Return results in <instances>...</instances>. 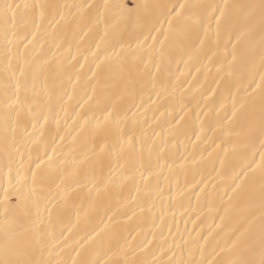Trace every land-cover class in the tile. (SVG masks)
<instances>
[{
    "label": "snow or ice",
    "instance_id": "obj_1",
    "mask_svg": "<svg viewBox=\"0 0 264 264\" xmlns=\"http://www.w3.org/2000/svg\"><path fill=\"white\" fill-rule=\"evenodd\" d=\"M72 9L76 11L72 12ZM110 16L125 22V30L128 24L131 25L132 31L128 35L129 38L135 36V47L129 43L125 50V46L119 44L124 32L114 34L115 43L107 39ZM100 23H104L105 28L97 39L94 28ZM69 26L72 40H67L66 29ZM41 36L49 38L52 46L45 53L44 44L41 43L38 54H33ZM161 36L163 39H159ZM174 37L180 39L169 45ZM0 42V62L3 63L0 73V152L7 161L6 165L0 166V190L4 193L0 199V264H264V0L258 3L220 0L219 3L198 4L140 3L138 0H123L118 4H109L107 0L103 4L39 3L35 0L33 3H9L2 0ZM116 44L120 46L119 52L115 50ZM185 56L187 59H184ZM201 56L208 61L202 68L210 72L209 64L215 62L219 77L214 79L216 87L210 88L204 97L205 104L223 86L232 100L231 115L225 113V121L229 124L239 121L236 136L246 154L245 163L232 177L234 187H231V192L240 197L239 202L233 203V196L229 195V207L235 210L232 226L221 236L220 233L213 235L215 230L209 225L206 236L197 232L199 240L189 232L188 238L182 237L180 243L167 247L154 245L156 234L151 228L148 232L141 228L136 235L129 232L122 244L118 242V236L98 240L104 228L108 227L107 223L104 228L98 231L93 228L75 239L74 229L80 220L79 211L76 212V223H73L68 217L67 201L59 205L55 194H50L41 209L37 196L38 189L42 191L46 182L51 180L50 175L46 177L43 173L45 169L53 168V155L49 154L48 145L44 144L43 156L37 154L33 160V150L29 146V139L37 126L44 127L41 119L48 123L56 105H61V110L68 116L62 102L65 96L71 101L73 94L67 91L65 82L74 92L85 65H88L90 80L106 74L114 81L116 88L121 83L126 89L138 83L141 104L135 106L141 107L147 83L151 84L159 97L160 91H156L157 77L161 73L166 74L167 78L172 77L170 65L173 59L179 57L175 59L177 66L182 62L187 68L191 61L199 60ZM92 65L95 67L92 68ZM150 65L155 66V73L149 71ZM202 68L197 67L196 72H201ZM175 80L173 88L179 84V77H175ZM162 90H167V84ZM91 99L89 96L80 107L83 108ZM109 99L105 97L98 103H106ZM131 99L134 105V88ZM155 103L152 100V104ZM133 105H129V108ZM220 107L223 108L224 104L221 103ZM105 111L103 120L94 122L92 118L81 117L78 112L72 117L73 124L83 119L80 127L74 129L77 134L86 125L90 127L93 155L97 157L105 153L109 144L120 146L121 152L124 151V143L132 146V137L125 140L127 134L119 127L122 121L130 119L128 112L118 108L116 101ZM114 113L115 118L110 119ZM204 114L208 115L207 112ZM135 115L132 113L133 117ZM53 118L57 126L52 136V153L55 154L60 120ZM183 119L184 116H180L176 123ZM29 123L32 131L28 129ZM69 129L71 125L65 129L66 134H70ZM144 138H147L146 133ZM64 139L65 135H59L60 142ZM72 139L75 140V136ZM31 143L35 144L36 141ZM40 150L38 148L37 153ZM257 155L259 161L256 160ZM17 156L20 158L19 164ZM98 163L100 167L104 166L102 157ZM32 164H35L34 169ZM137 171L140 184L147 189L149 178L154 175L151 159L147 166L142 161L140 169L134 170L125 179H134ZM115 174L113 170L112 175ZM140 184L136 185L137 193L141 191ZM21 187L24 191L20 190ZM225 192H228V188H225ZM10 195L16 196V203L9 202ZM136 199V196H131L128 202ZM33 210L36 219L32 218ZM214 211L218 212V209L209 205L208 212ZM135 215L133 210L132 216ZM41 216L44 218L41 219ZM132 216L128 219L131 220ZM220 219L224 221L225 217L221 216ZM139 222L144 223L145 218L140 217ZM193 224L195 226V221ZM141 233H144L143 239L134 246ZM149 234L151 239L148 238ZM113 240H117L115 245ZM92 242L96 243L88 249L86 246Z\"/></svg>",
    "mask_w": 264,
    "mask_h": 264
},
{
    "label": "bare ground",
    "instance_id": "obj_2",
    "mask_svg": "<svg viewBox=\"0 0 264 264\" xmlns=\"http://www.w3.org/2000/svg\"><path fill=\"white\" fill-rule=\"evenodd\" d=\"M8 2L33 3L34 0H8ZM35 2L103 4L105 0H35ZM107 2L118 4L123 0H107ZM138 2L198 4L219 3L220 0H138ZM229 2L258 3L259 0H229ZM75 11L72 9V12ZM93 16H95V12H93ZM108 23L110 25L107 37L109 41L115 43L114 34L124 32L119 44H123L125 50L129 43L135 47V36L129 38L128 35L132 31L130 24L125 30V22L119 21L115 16H110ZM104 28V23H100L94 28L95 38L98 39ZM66 30L68 32L67 40H72L71 26ZM159 39H163V37L161 36ZM179 39L180 37H174L169 45ZM41 43L44 44L45 53L52 46L49 38L38 37L33 54H38ZM119 44L115 46L117 52L120 51ZM207 46L206 43V49ZM0 47H2V42H0ZM156 48L159 49V44L156 45ZM73 53H75V42ZM175 59H179V57ZM175 59L170 65L172 77L167 78L164 73L157 77L156 91H160L159 97L152 90L151 84L147 83L144 91V104L141 107L135 106L141 104L138 83L129 85L127 89L124 83H121L120 87L116 88L113 86L114 81L109 79L106 74H100L96 79L90 80L91 71L88 65H85L81 81L77 84L74 92L65 82V88L73 94L71 101H68L65 96L62 102L63 107L68 110V116H65L61 110V105H56L49 122L44 123L41 119V124H44V127L40 128L38 125L30 137L29 146L33 150V160L37 154L43 156L42 145L44 144L48 145V152L53 155V168L45 169L43 173L46 177L50 175L51 180L46 182L42 191L38 189L37 192L41 201V209L50 194H55L59 205H63L67 201L68 217L71 222L76 223V212L79 211L80 220L77 228L74 229L75 239H79L86 232H91L93 228L98 231L104 228V224L107 223L108 227L104 228V232L101 233L98 240L101 238L108 240L113 236H118V242L122 244L123 238L127 237L129 232L136 235V232L141 228L144 229V232H148L151 228L156 234L154 245L163 244L167 247V245L180 243L182 237L188 238L189 232L199 240L197 232L201 236H206L210 230L209 225L215 230L213 235L220 233L223 236L234 223L235 210L229 207V195L233 196V203L239 202L240 197L231 192V187H234L232 177L233 173L239 172L245 163L246 154L236 136V132L239 131V121L229 124L224 118L225 113L231 115L232 100L221 86L216 95L205 104L204 97L210 88L216 87L214 79H219L216 75L215 62L209 64L211 71L208 72L207 69L202 68L203 64H208L203 56L199 60L191 61L187 68L182 62L177 66ZM184 59H187V56ZM81 62H83L82 58ZM94 67L95 65H92V68ZM197 67L202 68L201 72H196ZM113 70L115 71V67ZM140 70L143 71L142 65H140ZM2 71L3 63L0 62V73ZM149 71L155 73V66L150 65ZM175 77H179V84L173 88L172 84L176 83ZM165 84H167L166 91L162 90ZM93 85H95V92H93ZM133 88L135 89L134 105L131 99ZM149 94H151V100ZM89 96L92 99L88 100V103L81 108L80 104H83ZM105 97L111 99L106 103H98ZM152 100H155L156 103L152 104ZM113 101H116L118 108L128 112L130 119L122 121L119 127L127 134L125 140L129 136L132 137V146L129 147L124 143V151L121 152L120 146L113 147L112 144H109L105 153L101 154L104 166L100 167L98 160L101 157L93 155L90 127L86 125L77 134L74 129L80 127L83 119L73 124L72 117L78 112L81 117L92 118L93 122L97 119L103 120L106 115L105 108H110ZM221 103L224 104L223 108L220 107ZM129 105L133 106L129 108ZM217 111H219V116H217ZM205 112L208 113L207 116H205ZM132 113H136L135 117L132 116ZM180 116H184V119L177 124L176 121ZM53 117L60 120L59 135H65L63 142L59 141V135L56 136L58 146L55 154L52 153V136L56 133L57 126ZM114 118L115 113L110 119ZM65 120H67V125ZM133 120L136 122L135 125ZM68 125H71L70 134L65 132ZM28 129L32 131L30 123ZM145 133L146 139L144 138ZM156 133L159 135L157 136ZM73 136H75V140L72 139ZM197 136L200 137L199 140L196 139ZM33 140L36 141L35 144L31 143ZM218 145L219 147H217ZM38 148L41 149L39 153L36 151ZM98 149L99 143L97 142L96 150L98 151ZM21 151H24V148H21ZM210 153L211 155H209ZM149 158L154 175L149 178L147 189L140 184L138 171L134 179H125L134 170L140 169L142 161L147 166ZM25 159L27 160V155H25ZM222 160L224 161L223 167L221 166ZM256 160L259 161V155L256 156ZM16 161L19 164V156L16 157ZM6 163V159L0 152V166H4ZM31 167L34 169L35 164H32ZM113 170H115V175H112ZM14 175L15 173H13ZM110 176L111 180H109ZM258 182L257 175V185ZM13 183H15L14 180ZM137 184H140L141 187L139 193L135 190ZM29 186H31L30 178ZM225 188H228V192H225ZM20 190L24 191L22 187ZM145 192L148 194L145 195ZM3 195V191L0 190V199L3 198ZM131 196H136L137 199L129 203ZM9 202L16 203V196L10 195ZM209 205L218 209V212L209 213ZM225 209L228 211L226 212ZM133 210H135V216H132ZM109 216L112 217L111 220L108 219ZM129 216H132L131 220L128 219ZM198 216L199 219H197ZM221 216L225 217L224 221H221ZM140 217L145 218L144 223L139 222ZM32 218L36 219L35 210H33ZM43 218L41 216V219ZM193 221H195V226ZM217 225L220 227L217 228ZM143 235L144 233H141L137 237L134 246L140 243ZM148 238H152L151 234L148 235ZM200 242L203 243L202 240ZM95 243L92 242L86 247L91 249ZM116 243L117 240H113V244ZM153 250L155 251V248ZM72 254L75 255V253ZM177 254L179 255V253ZM169 255H171L170 252ZM164 258L167 259V257Z\"/></svg>",
    "mask_w": 264,
    "mask_h": 264
}]
</instances>
